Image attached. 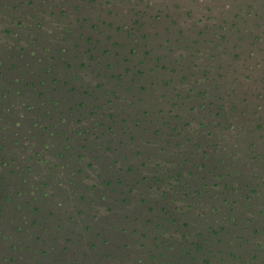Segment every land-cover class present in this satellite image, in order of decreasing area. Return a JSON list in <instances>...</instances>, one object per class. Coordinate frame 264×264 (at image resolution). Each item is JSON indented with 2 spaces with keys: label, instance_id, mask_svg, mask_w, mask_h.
Wrapping results in <instances>:
<instances>
[{
  "label": "rangeland",
  "instance_id": "rangeland-1",
  "mask_svg": "<svg viewBox=\"0 0 264 264\" xmlns=\"http://www.w3.org/2000/svg\"><path fill=\"white\" fill-rule=\"evenodd\" d=\"M0 264H264V0H0Z\"/></svg>",
  "mask_w": 264,
  "mask_h": 264
}]
</instances>
